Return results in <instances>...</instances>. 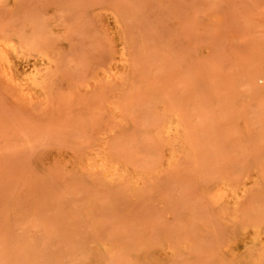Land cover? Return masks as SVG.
I'll use <instances>...</instances> for the list:
<instances>
[{"label":"rangeland","instance_id":"rangeland-1","mask_svg":"<svg viewBox=\"0 0 264 264\" xmlns=\"http://www.w3.org/2000/svg\"><path fill=\"white\" fill-rule=\"evenodd\" d=\"M0 43V264H264V0H0Z\"/></svg>","mask_w":264,"mask_h":264},{"label":"bare ground","instance_id":"bare-ground-1","mask_svg":"<svg viewBox=\"0 0 264 264\" xmlns=\"http://www.w3.org/2000/svg\"><path fill=\"white\" fill-rule=\"evenodd\" d=\"M0 45H1V43H0ZM7 45L11 48V47H13V42L12 41H9L8 43H7ZM6 51L7 50H5V48L3 47V46H0V66H1V71H2V73L4 74V75H6V76H8V77H11L12 78V80H14L15 82H16V84L18 85V86H20L22 89H24V93L26 94V96H29L28 98L30 99V101L31 100H33V97L32 96H30V93H28L27 91H26V89H25V87H26V85L29 83V82H31L32 83V81H33V76H32V74H28V72H27V74H23V76L25 77V79L24 80H20V79H16L13 75H12V73H11V68H9V57H8V55H7V53H6ZM11 61V60H10ZM11 63V62H10ZM26 73V72H25ZM29 91H32V90H29ZM59 155V158H65V157H67L68 159L70 158V156H67L65 153H59L58 154ZM98 165H103L104 166V170H107L108 172H110L111 171V168H110V166H108V165H104V164H102V163H97Z\"/></svg>","mask_w":264,"mask_h":264}]
</instances>
